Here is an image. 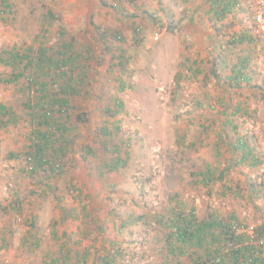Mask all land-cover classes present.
<instances>
[{
  "label": "rangeland",
  "instance_id": "1",
  "mask_svg": "<svg viewBox=\"0 0 264 264\" xmlns=\"http://www.w3.org/2000/svg\"><path fill=\"white\" fill-rule=\"evenodd\" d=\"M212 3L0 0V54L31 61L0 63V264H98L106 252L114 264H192V249L167 250L180 208L235 217L249 234L233 246L253 248L240 264L264 261V0L223 15ZM43 57L75 60L47 70ZM31 100L55 103L67 129L63 153L45 149L55 174L33 159L46 127Z\"/></svg>",
  "mask_w": 264,
  "mask_h": 264
},
{
  "label": "trees",
  "instance_id": "2",
  "mask_svg": "<svg viewBox=\"0 0 264 264\" xmlns=\"http://www.w3.org/2000/svg\"><path fill=\"white\" fill-rule=\"evenodd\" d=\"M219 2L221 3L220 10L221 15L224 13L230 12L233 8L236 9L239 6L237 5L238 0H213L212 5H218ZM243 39H241L242 41ZM68 47L65 45L63 52L60 54H64V50L68 51ZM40 54L43 56L44 51H41ZM7 59H4L0 54V63L4 65H9L13 67H18L19 62L27 61L26 65L29 67L31 65V61L27 60L28 55H19L17 53L8 55ZM45 58V57H43ZM48 58H45L43 61H46ZM75 59L68 57L67 61L63 60H56L52 61L51 59L47 60L46 66L40 69H55L58 70L65 66V64L69 65L70 67L73 65ZM42 60L37 61V67L41 66L40 63ZM16 69V68H15ZM60 74V73H59ZM240 72L236 73L235 81L239 80ZM63 76L64 74H60ZM21 76V73H16L13 79L10 81H1L5 83L16 82V80ZM244 79V78H243ZM244 80H248L245 78ZM42 91V90H41ZM32 101V100H31ZM59 106L66 105V101L60 100ZM34 104H26V108L31 110V113L28 116L32 119L37 114L36 119L38 120V124L44 125L46 127V131H36L35 139L32 141V147L35 151L33 155L34 162L39 165L49 164L48 171L52 173H57L61 170V166L56 156L63 153L66 149V144L68 143V137L65 135L67 129L64 127L62 123H58L54 121L55 117L54 114V104L53 102L50 103H42L40 101H32ZM116 107L120 108L121 103L117 101ZM35 109V111H34ZM0 113L1 115H5L6 107L0 105ZM35 120V119H34ZM52 128V129H51ZM53 130V131H52ZM52 132L59 133V138L54 140ZM66 136V137H65ZM237 145L235 146L237 149L242 150L243 160L251 157H255V163H258L256 159V155H253V149L249 147L245 143V141L239 140L236 142ZM55 144V145H54ZM50 145L51 150L53 151L55 157H45V149ZM245 150V151H244ZM31 159H32V155ZM29 159V161L31 160ZM47 160V162H46ZM49 162V163H48ZM58 162V164H57ZM121 162L118 161L114 163V168H117ZM32 172H36V168L34 165ZM210 173V171L208 172ZM194 210L192 209L189 213H185L180 209L173 210L170 217L166 220L165 227L171 229V233L168 235L169 242L167 246V250H169L170 256L174 257V255L178 258L183 257L186 253H188V248L192 249V253H194L193 257L191 255V262L192 264H223L225 255L228 258V262L230 264H240V258L244 259L249 253L253 251L252 246H244L243 248L237 249L233 245L237 241V236L234 235L232 227L233 224H237V220L235 217L230 216L228 219L220 218L217 214H211L209 217L205 219H198L194 215ZM263 231L260 232L259 237ZM264 235V233H263ZM222 244V247H221ZM228 248L225 251V255H220L219 252L221 249ZM69 251L66 252V258L70 259ZM190 254V253H189ZM217 256V257H216ZM79 256H77L78 258ZM83 259V258H82ZM100 262L98 264H114L115 257L111 255L109 252L102 254L99 257ZM218 260V261H217ZM259 264H264V261L258 257ZM65 261V260H64ZM165 264H185L183 260L177 259L174 261L173 259H169Z\"/></svg>",
  "mask_w": 264,
  "mask_h": 264
},
{
  "label": "built area",
  "instance_id": "3",
  "mask_svg": "<svg viewBox=\"0 0 264 264\" xmlns=\"http://www.w3.org/2000/svg\"><path fill=\"white\" fill-rule=\"evenodd\" d=\"M239 6V3H237ZM255 25H256V32L258 34H263L264 33V8L263 7H258L255 10ZM252 228V227H251ZM233 233L237 237H246L249 232L242 226L237 224H233L232 227Z\"/></svg>",
  "mask_w": 264,
  "mask_h": 264
}]
</instances>
